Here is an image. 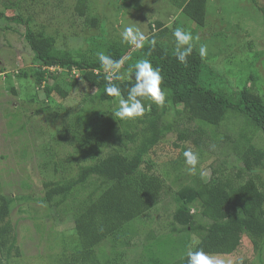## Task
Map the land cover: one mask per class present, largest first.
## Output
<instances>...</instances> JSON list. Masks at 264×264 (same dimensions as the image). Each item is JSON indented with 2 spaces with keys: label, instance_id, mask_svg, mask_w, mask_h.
I'll return each mask as SVG.
<instances>
[{
  "label": "trees",
  "instance_id": "obj_1",
  "mask_svg": "<svg viewBox=\"0 0 264 264\" xmlns=\"http://www.w3.org/2000/svg\"><path fill=\"white\" fill-rule=\"evenodd\" d=\"M28 1L34 0H18L16 6L24 7ZM76 2L73 9L77 16L83 18L84 25L96 28L97 19L89 15L88 0ZM172 2L195 25H204L207 0ZM31 18L23 22L19 16L8 18L0 13V20L26 26L24 41L34 67L30 77L36 87L43 89L45 98H50L51 85L63 76L69 78V88L84 81L81 84L93 92L88 101H83L86 107L93 104L92 108L77 110L87 116L85 125L73 126L72 136L66 139L72 150L67 162L74 163L76 176L42 184L44 197L40 203L49 204L60 215L65 206L63 216L71 224L68 235H58L62 251L49 256V264H184L181 257L192 245V239L197 243L195 247L226 260L245 258L247 245L256 252L264 239V195L259 175L252 173L264 169V149L256 148L252 139L259 133L264 136V97L251 93L244 79L239 83L240 89L231 96L204 85L206 63L194 50L184 65L176 60L173 52L163 51L156 43L154 47L149 44L153 38H164L167 31L155 21L149 23L148 29L157 32L142 48L130 50L129 43L127 47L114 43L108 44L103 53L113 60H123L116 72L119 78L112 79L111 83L125 96L132 83L125 76L131 75L129 70L135 61L149 59L161 71L166 103L159 107L145 100L142 117L115 121L112 110H98L117 101L105 94L107 78L113 72L100 64L98 52L93 51L91 58H86L55 49L52 40L34 34L28 26ZM49 107L50 104L38 109L36 114L47 113ZM166 109L170 119L162 122ZM230 120L238 129L234 135L215 133L216 128ZM174 132L173 148L180 151L177 160L169 162V171L186 170L193 175L186 174L189 183L181 184L177 190L179 205L171 216V232L158 236L150 230L145 234L144 243L132 242L140 236L137 225L160 203L166 191L161 176L152 168L156 156L167 149L163 140ZM209 143H219V146L222 143L220 150H230L235 162L242 165L233 177L219 170H212L206 177L201 169L190 172L183 165L187 148H192L200 157L201 147L208 148ZM182 177L185 175L174 181ZM8 198L0 183V264H20L22 256L9 221L11 201ZM172 234L180 235L179 239H173ZM126 257L133 259L127 262ZM38 258L42 257L23 258L22 262L34 264ZM243 264L248 263L243 260Z\"/></svg>",
  "mask_w": 264,
  "mask_h": 264
},
{
  "label": "rangeland",
  "instance_id": "obj_2",
  "mask_svg": "<svg viewBox=\"0 0 264 264\" xmlns=\"http://www.w3.org/2000/svg\"><path fill=\"white\" fill-rule=\"evenodd\" d=\"M76 1L34 0L28 1L24 7L20 4L17 7L18 0H0V13H5L8 18L19 16L23 22L31 16L28 26L34 34H42L52 40L53 47L59 51L86 58H91L93 51H105L108 44L117 43L127 47L128 43L122 41L120 36L127 24L139 28L147 38L151 37L157 31H150L148 25L155 21H159L167 30L164 38L155 39L156 45L165 52H173L172 30L184 26L194 36H199L194 48L197 54L200 44L207 47V56L203 58L206 63L202 76L204 85L231 96L240 89L239 83L244 79L251 93L264 97V0H207L205 23L201 27L184 16L173 0H88L91 11L88 14L97 19L96 28L84 25L83 18L77 16L73 9ZM4 4L11 9L7 10ZM173 17L175 19H171ZM25 27L14 21L0 20V183L5 196L11 201L9 221L22 256L20 264L24 263L23 258L38 256L42 258L36 259L34 264H49L48 257L62 251L58 235H68L71 224L63 216L65 206L60 215L49 204L40 203L39 200L44 197L42 184L64 178L70 180L76 176L74 163L70 165L67 162L72 150L66 144V139L72 136L73 126L79 123L85 125L87 116L79 114L77 110L86 107L83 101L89 100L92 91L81 83L69 88V78L63 76L51 85L50 98H45L43 89L36 87L30 77L34 67L24 41ZM128 48L136 47L130 44ZM130 76L126 75L125 78L130 80ZM49 104L47 113L36 114L38 109ZM117 105L118 101H115L98 110L110 109L115 118ZM92 106L89 104L86 109L90 110ZM168 111L165 110L162 122L170 119ZM116 118L114 120L118 121L119 118ZM234 123L227 121L224 126L216 128L215 133L234 135L238 130ZM207 131L211 133V130ZM175 135L174 132L165 137L163 143L167 149L156 156L152 168L161 176L166 191L160 203L141 219L137 225L140 236L132 242L144 243L145 234L150 230L158 236L171 232V216L179 205L177 190L181 184L190 181L185 179L186 170L169 171V162L179 157L180 149L173 148ZM252 143L256 148L264 149L263 134H256ZM209 144L208 148L201 147L196 168L201 169L206 177L212 170L233 177L242 165L235 162L230 150H220L222 143L220 146L219 143ZM151 158L154 160V156ZM76 160L84 164L79 157ZM183 165L188 166L185 160ZM252 174L259 175L264 195V169ZM181 175L185 177L174 181ZM179 236L172 234L175 240ZM191 243L190 247L197 244L193 239ZM259 245L256 252L247 245L245 258L240 256L226 260L221 255L213 256L223 260L224 264H234L237 260L264 264V239ZM131 257L135 258L136 255ZM133 258L126 257V260L129 262Z\"/></svg>",
  "mask_w": 264,
  "mask_h": 264
},
{
  "label": "clouds",
  "instance_id": "obj_3",
  "mask_svg": "<svg viewBox=\"0 0 264 264\" xmlns=\"http://www.w3.org/2000/svg\"><path fill=\"white\" fill-rule=\"evenodd\" d=\"M120 36L122 41L132 44L136 48H142L145 41L148 40L139 28L131 24L124 26ZM172 37L175 44L173 55L180 64L186 65L188 63L187 58L192 55L194 48H196L199 36H194L184 26H177L172 30ZM148 42L151 46H155L156 41L154 38ZM198 54L201 58L207 56L206 45H199ZM97 59L105 69L113 72V75L107 78L109 83L105 87V94L117 98L118 105L114 111L115 117L121 120L142 117L146 110L145 100L159 107H164L166 103V91L161 87L163 77L160 69L158 67L154 68L149 59H138L135 61L133 68L129 70L132 83L127 88L126 96L122 94L119 87L111 83L112 79L119 78L116 72L121 68L123 60H113L103 52L97 53ZM81 83H84V81H81ZM183 155L185 163L189 166V171H194L199 161L198 153L188 149L184 151ZM181 259L184 261V264H224L223 260L206 253L203 248L197 247H188ZM240 264H243L242 260Z\"/></svg>",
  "mask_w": 264,
  "mask_h": 264
}]
</instances>
